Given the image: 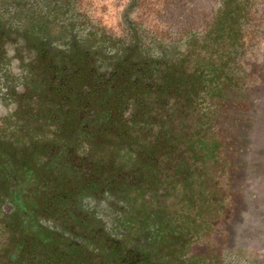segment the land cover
Masks as SVG:
<instances>
[{
    "label": "flooded vegetation",
    "instance_id": "flooded-vegetation-1",
    "mask_svg": "<svg viewBox=\"0 0 264 264\" xmlns=\"http://www.w3.org/2000/svg\"><path fill=\"white\" fill-rule=\"evenodd\" d=\"M189 40H160L131 7L105 25L81 0H0V167L14 187L2 209L17 216L14 264H247L212 245L241 161L182 179L180 156L165 154L167 127L184 128L181 112L166 124L165 110L180 107L168 87L179 86Z\"/></svg>",
    "mask_w": 264,
    "mask_h": 264
},
{
    "label": "trees",
    "instance_id": "trees-1",
    "mask_svg": "<svg viewBox=\"0 0 264 264\" xmlns=\"http://www.w3.org/2000/svg\"><path fill=\"white\" fill-rule=\"evenodd\" d=\"M139 2L132 0L131 5L137 7ZM253 3V0H221L209 29L201 35H192L188 42L190 49L182 64L179 86L175 78L168 87L172 95L179 94L175 99L181 104L176 110L174 104L166 108V124L171 120V113L181 112L184 128L179 131L169 125L164 148L167 156H180L176 173H181L182 179L210 173V163H213V174H223L230 164L225 161H242L246 153L241 124L248 120L246 111L251 99L243 57L254 44L257 9ZM185 63L190 65L185 66ZM190 116L194 118L190 120ZM177 138L185 143L183 151L178 153L173 147ZM152 150L146 153L150 154V159L155 156ZM151 164L149 161L144 166ZM169 167L167 172H170ZM182 184L187 187L185 191H190L187 181ZM13 188L12 181L0 167V264H14L17 255V216L2 209L12 198ZM204 190L202 188L201 193ZM192 198L184 197L188 207L193 206ZM188 218L185 221L188 225L194 223L192 215Z\"/></svg>",
    "mask_w": 264,
    "mask_h": 264
},
{
    "label": "rangeland",
    "instance_id": "rangeland-1",
    "mask_svg": "<svg viewBox=\"0 0 264 264\" xmlns=\"http://www.w3.org/2000/svg\"><path fill=\"white\" fill-rule=\"evenodd\" d=\"M253 1L257 9L254 44L243 57L251 105L246 111L247 122L241 124L247 141L244 145L249 147L245 157L253 159L241 161L238 166L231 181L228 223L216 222L212 245L214 254L227 249L247 264H264V0ZM131 3L132 0H81V9L105 25H115L131 7L137 23L160 40L182 45L192 35L205 33L221 6V0H140L135 9Z\"/></svg>",
    "mask_w": 264,
    "mask_h": 264
}]
</instances>
